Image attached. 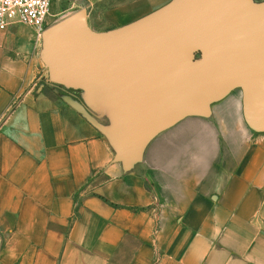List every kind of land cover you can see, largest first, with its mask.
<instances>
[{
	"label": "crops",
	"instance_id": "crops-1",
	"mask_svg": "<svg viewBox=\"0 0 264 264\" xmlns=\"http://www.w3.org/2000/svg\"><path fill=\"white\" fill-rule=\"evenodd\" d=\"M169 1L72 2L103 32ZM38 42L29 27L0 33V264H264V132L240 89L125 171L75 92L41 83Z\"/></svg>",
	"mask_w": 264,
	"mask_h": 264
},
{
	"label": "water",
	"instance_id": "water-1",
	"mask_svg": "<svg viewBox=\"0 0 264 264\" xmlns=\"http://www.w3.org/2000/svg\"><path fill=\"white\" fill-rule=\"evenodd\" d=\"M40 58L125 171L157 134L237 88L246 124L264 132V0H171L103 32L82 7L45 28Z\"/></svg>",
	"mask_w": 264,
	"mask_h": 264
},
{
	"label": "built area",
	"instance_id": "built-area-1",
	"mask_svg": "<svg viewBox=\"0 0 264 264\" xmlns=\"http://www.w3.org/2000/svg\"><path fill=\"white\" fill-rule=\"evenodd\" d=\"M53 0H0V33L16 22L33 28L40 39L51 23Z\"/></svg>",
	"mask_w": 264,
	"mask_h": 264
},
{
	"label": "rangeland",
	"instance_id": "rangeland-1",
	"mask_svg": "<svg viewBox=\"0 0 264 264\" xmlns=\"http://www.w3.org/2000/svg\"><path fill=\"white\" fill-rule=\"evenodd\" d=\"M72 1L73 0H53V3H52L53 17L51 18V21H50L51 23L49 24V26L54 24V23H56L57 21H59L60 19L64 18L65 16H67V15L75 12L76 10L80 9ZM15 26H23V27H27V28L29 27L30 29L33 30L32 27H30V26H28V25H26L24 23H21V22H16L15 24L12 25L11 28H14ZM9 29L7 31H9ZM1 33H3V32H1ZM22 33H24V32H22ZM33 34L36 36L34 30H33ZM40 50H41V38L39 39V42H38V45L36 47L35 53H36V55H37V57L39 59V63L41 64L39 66H41V68L45 72V65L42 62L41 58H40ZM47 78H48V75L45 72V75L43 77V81L40 80L41 83H46ZM40 81H38V82H40Z\"/></svg>",
	"mask_w": 264,
	"mask_h": 264
}]
</instances>
